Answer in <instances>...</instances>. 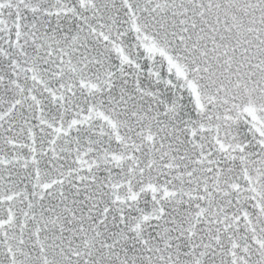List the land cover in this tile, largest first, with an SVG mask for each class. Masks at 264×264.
<instances>
[{
  "label": "snow or ice",
  "instance_id": "1",
  "mask_svg": "<svg viewBox=\"0 0 264 264\" xmlns=\"http://www.w3.org/2000/svg\"><path fill=\"white\" fill-rule=\"evenodd\" d=\"M0 264H264V0H0Z\"/></svg>",
  "mask_w": 264,
  "mask_h": 264
}]
</instances>
